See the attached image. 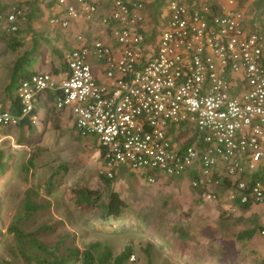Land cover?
I'll return each mask as SVG.
<instances>
[{
    "label": "built area",
    "instance_id": "2783aa9c",
    "mask_svg": "<svg viewBox=\"0 0 264 264\" xmlns=\"http://www.w3.org/2000/svg\"><path fill=\"white\" fill-rule=\"evenodd\" d=\"M81 4L51 22L67 28L71 20L91 19L95 5ZM142 7L113 1L100 20L112 43L94 40L65 54L68 74L55 109L69 110L79 137L96 138L108 179L120 165L148 173L149 184L193 171L191 186L205 200H216L223 185L232 202L264 204V23L248 29L237 0L172 1L157 32L147 35ZM19 15L15 6L4 15L8 32L17 30ZM90 52L105 82L88 63ZM50 83L48 72L22 81L20 113L0 112V126L34 123L33 101ZM192 131L187 145L183 135Z\"/></svg>",
    "mask_w": 264,
    "mask_h": 264
},
{
    "label": "rangeland",
    "instance_id": "374dc122",
    "mask_svg": "<svg viewBox=\"0 0 264 264\" xmlns=\"http://www.w3.org/2000/svg\"><path fill=\"white\" fill-rule=\"evenodd\" d=\"M161 1V12L164 13L169 2H181ZM255 7L256 16L263 22L264 14L258 8L263 10L264 0L257 1ZM9 55L5 48L0 49V86L12 72L6 62ZM88 63L91 64L90 60ZM50 115L49 121L43 118V114L39 115L33 130L25 129L26 136L18 129L15 132L11 128L6 130L9 135L24 140L26 145L23 147L0 142V149L8 161L6 172L0 176V259L7 264H26L18 257L17 242L7 232L13 222H17L24 232L41 226L52 227L51 232L45 230L38 235L40 241L50 245L63 241L67 248L82 251L98 243L109 247L113 257L129 247L131 255L124 264H264V252H252L247 244L238 243L240 225L233 221L235 217L232 214L222 211L204 213L194 223L190 213L171 214L163 205L152 204L150 208L145 206L138 212L129 204L130 208L123 210L121 220L101 224L97 210L89 213L78 209L72 202L70 190L73 188L98 191L102 195L101 202L106 201L107 192L100 181V159L94 147L86 145L72 128L58 122L54 110ZM39 128L40 131H37ZM190 136L188 134V138ZM47 183L52 185L50 194L45 188ZM29 189L32 190L33 202H45L48 207L25 220L23 201ZM215 191L219 195L218 188ZM219 198L222 197L216 201ZM218 216L219 226L212 220ZM199 220L204 223L200 224ZM172 230H179L174 232L175 236L185 231L188 238L176 239L171 234ZM256 239L260 242L264 240L261 236ZM94 251L96 255L102 252L100 248ZM29 252L35 253L36 250L29 249Z\"/></svg>",
    "mask_w": 264,
    "mask_h": 264
},
{
    "label": "crops",
    "instance_id": "0c3cea01",
    "mask_svg": "<svg viewBox=\"0 0 264 264\" xmlns=\"http://www.w3.org/2000/svg\"><path fill=\"white\" fill-rule=\"evenodd\" d=\"M113 1L115 0H66L63 5H58L55 0H0V45L2 47L0 49L4 50L5 48L10 54V57L6 59L7 65L9 64L8 69L11 71L14 63L18 60L19 64L23 65L22 69L26 71L25 74L28 76L39 72L51 74L49 87L42 91L33 101L34 108L31 112V117L34 119V123L30 119H25L22 120L23 122L20 121L17 126H0V142H5L6 145V142H10L14 147H23L26 145L25 141L17 136L9 135L6 130L11 128V131L15 132L18 129L21 133L23 131L24 136H26L25 129L33 130V126L38 122L39 115L43 114V118H47V121H49L53 110L56 113L54 116L59 119L58 122L64 127L72 128L75 132L69 110L59 111L54 107V98L58 93L60 82L68 74L64 56L68 51L82 45H89L94 40H102L108 44L112 43L111 28L102 26L100 20L110 14ZM119 1L141 2L143 5L141 12L145 17L142 31L147 35L157 32L159 29L157 25L165 14L161 12V0ZM178 1L189 3L192 0ZM257 1L259 0H237V7L243 14L247 28L251 30L260 28L264 23L255 14V3ZM82 2L95 5L96 11L91 15V19L79 17L71 20L67 28H61L51 22L52 18L63 16V12L68 6L80 10ZM13 5L21 7L23 16L18 19L17 31L8 32V23L4 15ZM258 11L264 14V8L262 10L259 7ZM78 36L82 37L81 41L78 40ZM89 60L95 76L100 82H105L106 79L102 75L101 64L95 59L92 52L88 55L87 61ZM30 63L33 65H30ZM10 77L0 86V112L5 111L17 115L20 113L18 112L17 102L19 99L17 90L10 92L5 90ZM36 130L40 131V128ZM82 139H84L86 145L94 147L95 154L100 159V181L102 182V177L104 176L106 179V176L97 140L93 136H87ZM194 176L195 172L187 171L177 178L160 176L156 183L149 184L147 182L148 173L144 171L132 172L126 166L120 165L113 172V178L108 180V188H105V190L107 193L108 191L116 193L125 203L126 210L131 206L132 209L139 212L144 210L145 206L150 208L152 204L163 205L167 207L166 211L171 214L173 212L183 215L190 213L194 223L198 216L201 219L204 213L207 215V212L212 213L214 210H217V212L222 211L221 213L225 212L227 215L232 214L235 217L233 221L240 225L238 227V237H240L237 238L238 243L247 244V247L252 252H264V240L260 242L256 239L257 236H260L259 230L264 228V204L243 206L232 202L226 197V187L218 188V197H222L218 201L221 202L205 200L202 197L201 188L191 186V180ZM105 198L107 200V197ZM219 217L216 219L212 218L218 226L220 223ZM199 223L202 224L204 221L199 220ZM175 231L179 230H172L171 234L174 235ZM175 238L187 239L188 234L183 231L181 235H176ZM241 244L238 246H241ZM262 256L264 259V253Z\"/></svg>",
    "mask_w": 264,
    "mask_h": 264
},
{
    "label": "trees",
    "instance_id": "16d2710c",
    "mask_svg": "<svg viewBox=\"0 0 264 264\" xmlns=\"http://www.w3.org/2000/svg\"><path fill=\"white\" fill-rule=\"evenodd\" d=\"M13 6L19 9L20 15L18 19H20L23 16V10L17 5ZM18 19L16 22V26L18 24ZM22 68L23 65L19 64V61L17 60L13 65L12 74L5 89L6 91L10 92L12 90H17L22 81L28 80L29 77L32 76L26 75V71H23ZM19 102L20 100H18L17 104L21 109V104H19ZM19 108L18 112H20ZM188 134H191L189 138ZM195 135L196 134L193 131L184 134L183 139L185 143L187 145L193 143ZM5 157V153L0 150V176L4 175L8 166V161ZM106 179L104 176L102 177L103 186L107 189L109 179ZM221 182L229 183L227 179ZM222 186L223 185H220L219 187ZM50 187H52V185L50 183H47V186L45 188L47 189L48 194L51 193V189H49ZM70 192L72 195V202L78 209L84 210L85 212L89 213H91V211L93 210H97L99 215L98 218L101 224L110 220H121L120 217L122 216L123 210L125 209V203L119 198L116 193L108 191L106 196L107 200L105 201V203L101 202L102 195L98 191H93L83 187L73 188L70 190ZM31 196L32 190L29 189L26 191L23 201V219L25 220L31 218V216L36 212L45 210L48 207V203L33 202ZM52 229L53 228L50 226H41L39 228H36L34 231L24 232L19 229L17 222H13L9 225L7 232L11 234L13 236V239L17 242L18 257L22 259L26 264H71L76 262H78L79 264H124V261L127 260L131 255L129 247H126L120 254L113 257L111 249L109 247L100 246L98 243L90 245L86 249L79 251L78 249L67 248L64 245L63 241H58L50 245L38 239V235L41 232H45V230L51 232ZM98 248L102 250L100 255H96L94 251ZM29 249H34L36 250V252L30 253ZM262 262H264V259L262 260ZM0 264H7V262L4 261V259H0ZM148 264L151 263L148 262Z\"/></svg>",
    "mask_w": 264,
    "mask_h": 264
}]
</instances>
